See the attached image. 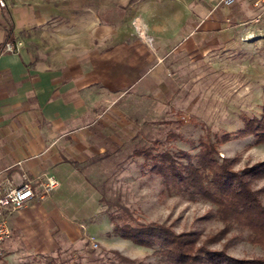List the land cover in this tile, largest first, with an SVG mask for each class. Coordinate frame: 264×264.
I'll return each instance as SVG.
<instances>
[{"label": "rangeland", "instance_id": "1", "mask_svg": "<svg viewBox=\"0 0 264 264\" xmlns=\"http://www.w3.org/2000/svg\"><path fill=\"white\" fill-rule=\"evenodd\" d=\"M57 1L65 6L94 4V0ZM97 1L111 5V11L101 10L106 22L102 32L118 30L124 39H134L135 50L147 57L146 68L139 70L138 78L133 76L139 79L134 90L108 89L106 118L94 124L104 135L96 139L92 152L81 157L82 177L68 189L71 202L60 206V218L51 219L47 212L22 236L13 232L4 243L0 264L118 262L114 252L143 264H168L159 246L143 247L115 235L113 219L119 224H162L176 233L192 232L207 248L224 249L231 257H264V249L250 243L248 231L233 225L224 237L216 207L167 189L134 155L138 148L157 142L159 150L196 155L206 134L233 133L243 128L242 117H262L264 13L249 0H236L232 7L216 6L215 0ZM145 6L151 12L147 20L139 11ZM209 6L226 22L209 34L200 28L187 32L196 21V8ZM180 12L185 26L176 30L175 16ZM39 38L40 47L49 45L45 30ZM105 43L102 47H109ZM133 94L135 102L129 98ZM171 132L177 138L168 141ZM217 158L242 171L264 161V143L256 144L254 137L231 140L219 147ZM263 185L264 180L254 183L253 189ZM260 199L264 204V193Z\"/></svg>", "mask_w": 264, "mask_h": 264}, {"label": "crops", "instance_id": "2", "mask_svg": "<svg viewBox=\"0 0 264 264\" xmlns=\"http://www.w3.org/2000/svg\"><path fill=\"white\" fill-rule=\"evenodd\" d=\"M7 2L8 7L0 11V46L8 42L11 29L21 47L17 54L0 55V183L7 180L16 185L25 176L32 181L45 176L59 184L45 202L36 199L21 211L6 212L12 233L22 236L47 212L51 219L60 218V206L71 202L68 189L82 177L81 157L92 152L96 139L104 135L94 124L106 118L108 89L128 86L134 90L139 79L133 76L138 78L139 70L146 68L147 57L141 49L135 50L134 39H124L118 30L102 32L106 22L101 10L111 11L110 4L97 0L91 1L93 7L65 6L57 0ZM139 11L144 20L149 19V6ZM196 14L187 32L200 28L209 34L226 22L211 6L196 8ZM175 17L176 30L183 28V13ZM44 30L49 43L45 48L38 39ZM104 43L109 47H102ZM129 98L135 102L134 94Z\"/></svg>", "mask_w": 264, "mask_h": 264}, {"label": "trees", "instance_id": "3", "mask_svg": "<svg viewBox=\"0 0 264 264\" xmlns=\"http://www.w3.org/2000/svg\"><path fill=\"white\" fill-rule=\"evenodd\" d=\"M7 40L15 43L11 29L7 31ZM242 120L243 128L236 132L206 134L200 139L196 155L159 150L160 142L152 147L138 148L134 155L143 159V167L160 177L167 189H177L216 207L218 219L224 225L221 231L224 237L235 225L249 232L252 245L264 249V204L260 199L264 185L253 189L254 183L264 180V161L236 171L231 162L217 158L219 147L231 140L254 137L256 144L264 143V114L261 118L244 116ZM167 137L171 141L177 135L171 132ZM112 222L115 235L120 234L143 247L159 246L168 264H264V257L240 259L231 257L224 249L211 250L192 232L176 233L162 224H119L114 219ZM113 254L118 262L97 259L92 264H143L116 252Z\"/></svg>", "mask_w": 264, "mask_h": 264}, {"label": "built area", "instance_id": "4", "mask_svg": "<svg viewBox=\"0 0 264 264\" xmlns=\"http://www.w3.org/2000/svg\"><path fill=\"white\" fill-rule=\"evenodd\" d=\"M252 5L261 14L264 13V0H251ZM216 6L232 7L236 0H215ZM8 7L7 0H0V11ZM21 44L5 42L0 46V55L17 54ZM59 187L53 177L39 178L36 181L28 180L25 176L19 184L13 185L7 180L0 183V255L4 251V243L12 236L6 212L16 213L25 209L31 202L44 201L53 191ZM97 247V244L94 245Z\"/></svg>", "mask_w": 264, "mask_h": 264}]
</instances>
